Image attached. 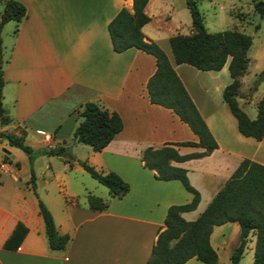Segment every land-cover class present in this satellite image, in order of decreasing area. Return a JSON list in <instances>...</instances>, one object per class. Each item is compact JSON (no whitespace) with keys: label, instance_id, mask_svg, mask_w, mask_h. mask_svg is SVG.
<instances>
[{"label":"crops","instance_id":"1","mask_svg":"<svg viewBox=\"0 0 264 264\" xmlns=\"http://www.w3.org/2000/svg\"><path fill=\"white\" fill-rule=\"evenodd\" d=\"M18 1L25 6V16L14 24L15 33L2 66L1 101L11 121L0 129L25 136L27 125L43 124L52 118L45 127L52 133L34 126L41 135L35 144L46 148L67 146L77 123L76 110L87 101L116 112L122 125L98 151L86 145L87 148H79V153L77 142L72 140L70 164L55 155L59 157L56 162L62 161L64 168L80 175L73 188L57 185L54 191L39 193L34 176L36 195L14 188L1 196L0 264H146L157 232L164 228L168 206L188 202L191 193L177 179H156L154 171L142 165L140 152L147 146L196 141V137L169 109L149 102L145 82L155 69L153 56L135 47L120 52L111 47L107 23L121 7L131 12V0ZM163 6L165 0H147L143 12L149 21L141 26V32L145 40L155 42L166 54L216 142V147L204 156L170 161L186 170L189 184L199 193L195 208L181 212L190 221L205 208L242 159L264 165V138L256 140L240 134L223 100L222 90L231 81L228 59L226 70H222L223 66L218 70H199L174 62L168 38L177 32L169 28V11ZM244 74L236 97L244 96L239 94ZM263 92L264 88L258 94L255 110ZM66 101L70 106L65 109L62 105ZM58 113L62 117L52 121ZM175 148L179 154L202 150L187 145ZM78 160L97 170L116 173L127 184V191L120 197H111L93 178L96 184L84 178L83 173L87 172ZM52 163L48 158L44 169L57 177ZM0 169L11 180L12 172L23 180L29 177L26 167L15 161L14 155L3 153ZM25 184L28 186V181ZM87 194L99 197L106 207L91 210ZM37 198L50 212L57 232L68 235L63 249L48 247ZM208 240L217 255V264H231L230 254L239 242L237 222L214 225ZM253 244L254 235L249 233L243 251L248 249L250 264ZM182 264L204 263L190 257Z\"/></svg>","mask_w":264,"mask_h":264},{"label":"trees","instance_id":"2","mask_svg":"<svg viewBox=\"0 0 264 264\" xmlns=\"http://www.w3.org/2000/svg\"><path fill=\"white\" fill-rule=\"evenodd\" d=\"M0 29L7 21L17 24L25 16V6L18 0H0ZM147 0H131L132 11L121 7L107 23L111 47L120 52L135 47L154 58L155 69L145 82L149 102L169 109L185 123L195 135L196 141L185 140L165 143L158 147L147 146L140 152L142 165L154 171L160 180L177 179L191 199L182 204L168 206L163 219L164 228L157 232L150 248L146 264H182L195 257L204 264H217V255L209 244V233L214 225L235 221L239 226V242L230 254V263L238 264L249 233L254 235L251 264H264V165L247 158L242 159L230 176L213 195L205 208L194 220H185L181 212L195 208L199 193L188 182L186 170L170 164L201 157L216 147L207 126L173 70L166 54L153 41L145 40L141 26L149 21L143 12ZM190 16L191 32L177 33L168 38L175 63H186L199 70H218L228 59L227 71L231 81L223 88L222 97L236 120L237 130L243 136L256 140L264 138V92L256 103V115L250 119L237 104L236 94L240 77L247 63V50L251 37L235 29L208 32L196 0H184ZM253 9L262 15L264 0L253 3ZM2 64L0 60V126L11 119L5 113L1 101ZM78 122L72 131V140L98 151L121 129V119L114 111H108L95 102L87 101L76 110ZM24 134L0 130V139L32 157L33 151L23 140ZM175 145L201 147V151L179 154ZM70 146L46 148L43 153L61 156L69 164L73 160ZM7 157L6 155H4ZM77 163L96 182L103 185L111 197H120L127 191V184L112 171H100L86 161ZM17 165V164H16ZM28 183L33 193L34 176L30 170ZM91 210H102L106 202L92 194L86 196ZM37 206L43 223L44 235L50 249L65 247L68 235L57 232L47 207L37 198Z\"/></svg>","mask_w":264,"mask_h":264},{"label":"rangeland","instance_id":"3","mask_svg":"<svg viewBox=\"0 0 264 264\" xmlns=\"http://www.w3.org/2000/svg\"><path fill=\"white\" fill-rule=\"evenodd\" d=\"M256 1L259 0H196L197 8L202 15L204 27L208 32L235 29L251 37V45L247 50L248 64L245 74L241 78L242 84L239 89V94H244V96L236 97L239 108L244 111L248 118L255 116V102L258 94L264 88V11L262 15H259L253 9V3ZM165 2L166 6H163L162 9L169 11V28L171 27L172 31L175 33H187L190 16L184 5V0H165ZM1 8L0 3V10ZM14 24L13 21H7L0 29V60L2 66L7 57L13 34L15 33ZM222 68H224L222 70H226V63ZM63 105L62 107L66 109L70 106V103L66 101ZM62 115L63 114L61 113L56 114L52 121L55 120V117H62ZM51 119L43 124L32 123L31 126L27 125L25 127L26 134L23 137V140L33 151L31 158H29L22 150L9 146L4 140L0 139V157L4 153L3 150L11 151L10 154L14 155V160L26 167L29 176L30 170L33 173L34 167L33 176H35V184L37 185L39 193H43L44 190L54 191L57 189V185L62 189H65V186L70 189L74 187V182H76V180H80V175L78 173L70 171L68 167L64 168L62 161H55L56 159L58 160L59 157L56 158L55 155L43 153L46 147L41 146L40 144H35L40 140L41 135L38 134L37 130H34V126L39 127L41 130L46 129L52 133L51 129L45 128L52 123ZM64 126L66 127L67 123H65ZM1 127L2 126H0V128ZM1 131L11 132L10 129L7 128L2 129ZM71 143L72 139L67 146H70ZM77 146H79V153L82 151L79 148H87L86 145L81 143H77ZM48 158L53 162L52 169L58 174L57 177L51 175L49 170L44 169V165ZM11 175H13L14 180H11L10 175L8 173H3L0 169V198L1 196L6 195L7 191L13 190L14 188L21 193L25 191L31 195H35L30 188V183L27 184L28 186L25 184V181L27 182L29 177L26 180H23V178H20V175L18 176L16 173L12 172ZM83 175L86 180L96 184L88 173H83ZM97 186L106 190L101 184ZM239 264H250V253L248 249L243 251L239 258Z\"/></svg>","mask_w":264,"mask_h":264},{"label":"water","instance_id":"4","mask_svg":"<svg viewBox=\"0 0 264 264\" xmlns=\"http://www.w3.org/2000/svg\"><path fill=\"white\" fill-rule=\"evenodd\" d=\"M3 151L5 154H8L10 157H13V155H11L9 151H7V150H3Z\"/></svg>","mask_w":264,"mask_h":264}]
</instances>
